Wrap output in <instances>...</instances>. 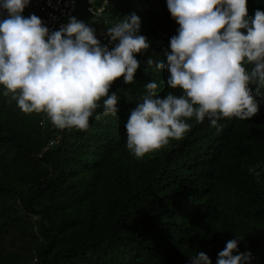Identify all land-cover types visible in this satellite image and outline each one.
Listing matches in <instances>:
<instances>
[{"label":"trees","instance_id":"trees-1","mask_svg":"<svg viewBox=\"0 0 264 264\" xmlns=\"http://www.w3.org/2000/svg\"><path fill=\"white\" fill-rule=\"evenodd\" d=\"M246 6L254 16L264 0ZM132 13L151 43L137 54L136 82L111 86L115 116L90 118L87 131L59 129L43 112L24 113L0 86V264H188L199 251L215 264L236 237L252 264H264V172L258 182L248 171L264 168V89L248 120L192 118L183 139L135 157L124 125L145 84L182 94L155 69L179 25L166 0H112L98 21L78 0L74 16L107 43L105 30Z\"/></svg>","mask_w":264,"mask_h":264},{"label":"clouds","instance_id":"clouds-1","mask_svg":"<svg viewBox=\"0 0 264 264\" xmlns=\"http://www.w3.org/2000/svg\"><path fill=\"white\" fill-rule=\"evenodd\" d=\"M29 4L0 0L2 95H10L24 113H45L59 129L87 131L90 118L115 116L120 98L116 92L109 94L112 84L121 77L123 84L135 83L142 63L137 54H146L150 47L140 34V17L124 16L105 30L107 43H101L96 29L75 16L55 31L35 14L24 17ZM107 4L104 0L105 10ZM246 5L247 0H166L179 27L155 69L166 71L169 88H179L182 94L161 96L156 81L145 84L146 94L124 125L126 147L135 157L183 139L191 127L189 119L207 118L215 126L224 118L248 120L258 113L257 97L264 89V11L249 16ZM102 11L96 9L95 14ZM89 17L98 21L102 15ZM147 64L153 66V60ZM52 143L49 140L48 146ZM248 171L259 182L264 168ZM241 239L227 241L215 264H252L251 251L238 249ZM188 264L212 261L199 251L189 256Z\"/></svg>","mask_w":264,"mask_h":264},{"label":"built area","instance_id":"built-area-1","mask_svg":"<svg viewBox=\"0 0 264 264\" xmlns=\"http://www.w3.org/2000/svg\"><path fill=\"white\" fill-rule=\"evenodd\" d=\"M109 1L110 0H108V4ZM77 2L78 0H34V4L38 6L37 11H35V9H25L24 11L29 15L35 14L41 18L42 23L45 24L50 31H55L58 30L62 24L67 23L70 16L75 15ZM83 5L86 12L95 19L103 15L105 10L104 0L100 5L89 4L83 0ZM96 9H103V11L99 15H96Z\"/></svg>","mask_w":264,"mask_h":264}]
</instances>
